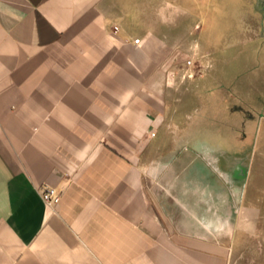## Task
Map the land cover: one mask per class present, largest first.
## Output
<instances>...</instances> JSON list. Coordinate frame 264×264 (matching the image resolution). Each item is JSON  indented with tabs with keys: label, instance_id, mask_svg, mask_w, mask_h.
Wrapping results in <instances>:
<instances>
[{
	"label": "crops",
	"instance_id": "0c3cea01",
	"mask_svg": "<svg viewBox=\"0 0 264 264\" xmlns=\"http://www.w3.org/2000/svg\"><path fill=\"white\" fill-rule=\"evenodd\" d=\"M197 1L0 0V264H238L230 152L159 138L184 126Z\"/></svg>",
	"mask_w": 264,
	"mask_h": 264
},
{
	"label": "rangeland",
	"instance_id": "374dc122",
	"mask_svg": "<svg viewBox=\"0 0 264 264\" xmlns=\"http://www.w3.org/2000/svg\"><path fill=\"white\" fill-rule=\"evenodd\" d=\"M187 4L194 5L190 23L195 31L190 37L202 47L192 53L182 51L171 71L179 78L172 86L184 104L183 129L161 133L159 138L164 137L171 146L175 141H199L195 148L204 155V141L217 143L220 153L224 149L231 153L223 152V166L236 176L232 181L227 174L229 182L219 179L217 201L226 206L225 184L234 187V228L243 215L242 207H254L253 215L248 213L254 225L244 230L238 264H264V0ZM189 58L195 60V76L183 78ZM181 196L184 202L208 201L205 193ZM227 211L220 209V219Z\"/></svg>",
	"mask_w": 264,
	"mask_h": 264
},
{
	"label": "built area",
	"instance_id": "2783aa9c",
	"mask_svg": "<svg viewBox=\"0 0 264 264\" xmlns=\"http://www.w3.org/2000/svg\"><path fill=\"white\" fill-rule=\"evenodd\" d=\"M114 30L117 32L119 30V26L115 25ZM141 38H136L135 42L140 43ZM186 66H187V72L183 74V78L187 77H194L195 76V70H193V67L195 66V60L193 58H189L186 61ZM171 78L176 77V73L172 72L170 73ZM43 197L46 200L47 203L49 204H56L60 201L61 199V194L57 192L56 188L54 187H47L43 191Z\"/></svg>",
	"mask_w": 264,
	"mask_h": 264
}]
</instances>
